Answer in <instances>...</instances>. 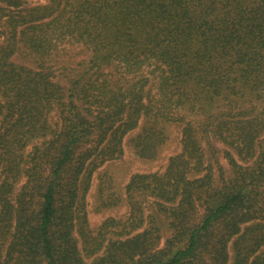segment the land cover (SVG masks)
Instances as JSON below:
<instances>
[{"label":"trees","instance_id":"trees-1","mask_svg":"<svg viewBox=\"0 0 264 264\" xmlns=\"http://www.w3.org/2000/svg\"><path fill=\"white\" fill-rule=\"evenodd\" d=\"M69 1L43 6L42 17L58 23ZM0 2L23 13L22 0ZM73 2L66 25L92 52V65L69 72L65 85L51 66L35 70L12 59L16 31L7 39L0 21V264H229L231 248L233 264H264V0ZM28 42L38 62L43 42L34 34ZM114 62L135 74L155 67L161 99L152 101L134 79L112 81L102 69ZM151 114L194 116L184 121L182 156L199 158L201 176H189L176 159L163 175H135L130 186L155 182L158 198L173 193L155 200L171 236L162 245L155 214L134 209L146 222L143 231L87 251L84 242L93 245L114 223L95 236L87 230L88 169L100 155L121 157L124 136ZM213 138L228 146L232 138L252 162L239 164L229 149L221 155Z\"/></svg>","mask_w":264,"mask_h":264},{"label":"rangeland","instance_id":"rangeland-1","mask_svg":"<svg viewBox=\"0 0 264 264\" xmlns=\"http://www.w3.org/2000/svg\"><path fill=\"white\" fill-rule=\"evenodd\" d=\"M22 1L23 13L21 14L12 13V10L10 11L5 4L0 2V7H5L4 12L0 11V21L6 38H12V41L15 40L13 34L16 31L17 48L16 54L12 59L35 70H40V68L44 67V64L47 67L51 66L55 80L61 85H65L69 72L75 74L85 72L92 65L90 62L92 52L83 41L76 39L75 36L69 33V26L66 25V18L72 17L70 12L72 10L71 7H74L73 0L69 1L73 6L69 7L66 17L58 21V23H53L55 16L42 17L44 9L41 10V8L48 4L53 8L57 7L61 1V5L64 6L66 0ZM74 1L78 3L79 0ZM40 15L41 19H39ZM33 34L36 37V41L43 42V45H40V48L37 49L43 54V58L38 62H34L33 58L39 54L37 52L34 53L29 48L28 39ZM6 45L9 46V43H6ZM115 63L106 65L102 69V72L112 76V81L131 82V79H134L138 88H143L144 93L150 94L152 101L157 102L161 99L159 96L161 75L156 71L155 67L145 68L143 72L135 74L132 71L128 72L125 66H122L121 69H115L117 66V64L113 66ZM187 116L186 118L181 116L182 119L180 121L161 116L156 117L153 114L147 116L139 121V127L124 136V153L121 157L110 159L107 155H100L94 164L89 167L85 176L86 179L90 177L87 181L89 185L83 187L84 193L82 196V210L87 221V230L91 232L92 236H95L106 222L114 220V223L104 227L106 230L101 231L102 233L97 237L98 241H95L93 245L85 244L84 242L87 251L93 252L103 249L108 239L114 235L134 234L143 231L146 222H142L144 218L142 219L140 212L134 209L142 208L146 214H155L156 223L162 236V245L171 236L170 221L166 215L158 212L155 200L170 199L173 193L168 192L158 198L152 192L153 187L157 186L155 182H146L145 186L150 185V189L147 187L135 188L130 186V183L137 174L151 175V178L163 175L168 171L173 159L185 163L189 176H201V161L199 158L195 156L190 158L189 154L186 157L182 156L185 151L188 152L187 148L184 149L183 144L184 131L188 130L184 121L194 120V116ZM56 120H58L57 115L54 117V121ZM233 142L234 140L230 138L227 142L229 143L228 146L225 139L213 138L214 148L221 155L223 150L229 149L235 155L239 164L244 166L250 164L253 159L239 151V148L235 147L236 142L232 146ZM34 146V143L30 144L27 153ZM143 148L145 152L141 151ZM203 148L205 149L206 147L204 146ZM205 158L211 161L209 153H205ZM219 161L223 169L227 170V174L230 175L227 160L221 156ZM213 167L215 170L219 168L217 164ZM23 182L24 180H21L16 183L15 193L20 189ZM143 190L150 192H142ZM143 199H146L147 204L142 202ZM131 216L136 218L138 222L131 223V221H128V224H124ZM233 253V248H231L230 254L232 258L229 264H233Z\"/></svg>","mask_w":264,"mask_h":264}]
</instances>
